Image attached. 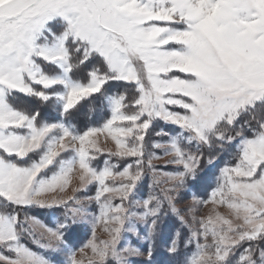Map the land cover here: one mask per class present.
Listing matches in <instances>:
<instances>
[{
	"label": "snow or ice",
	"instance_id": "1",
	"mask_svg": "<svg viewBox=\"0 0 264 264\" xmlns=\"http://www.w3.org/2000/svg\"><path fill=\"white\" fill-rule=\"evenodd\" d=\"M158 241L168 264H264V0H0V264H155Z\"/></svg>",
	"mask_w": 264,
	"mask_h": 264
},
{
	"label": "rangeland",
	"instance_id": "2",
	"mask_svg": "<svg viewBox=\"0 0 264 264\" xmlns=\"http://www.w3.org/2000/svg\"><path fill=\"white\" fill-rule=\"evenodd\" d=\"M179 111H182V110H179ZM168 126H170V125H166L165 127H168ZM170 127H173V126H170ZM152 137L154 139H159L158 137L155 136V134H153ZM101 147H103L105 149L114 148V145L112 144L111 141H108L107 143H104L103 142V138H101ZM232 149L235 150L234 148H232ZM233 150H232V152H233ZM153 151L159 153L161 150L154 149ZM232 152L230 150H229L228 153L226 152V158H224V159L219 158L217 161L214 162L213 165H209L208 164L207 158L204 159V162H203V165H202V169H201V174H200L202 179L198 180L195 183V185L192 187L191 190L182 191L181 194H180V199H179V202L177 203L176 206H177L178 209L181 210L182 213L186 209H188L190 207H193V200H192L193 196H195L197 199H201V200H207L208 199L212 188L215 187V176L218 174L219 169L221 167H223L225 163L234 164L236 162L235 159H234V154ZM228 155L230 157H228ZM106 158H107L106 156L100 157L95 162L96 166L97 167H102L103 166V161ZM168 159H169V157H164L163 159L154 160L153 163L158 168H162L165 165V162ZM113 163H118V162L115 159H113ZM175 167H176L175 165H168L165 170L171 172V171H173L175 169ZM72 187H78V181L74 180L73 184H72ZM156 191H157V193H159L160 189L157 188ZM148 192H149L148 184H147V182H145L144 185L142 186V188L140 190V194H138L137 198L138 199L139 198H146L147 195H148ZM94 194H95L94 189H92L91 191H89L87 193H77V195H80L81 197L84 196V195H94ZM65 195H72L71 188L68 190V192ZM196 207H197L196 217H197L198 220L201 217H206L210 213H212L213 206L211 204H209L207 206L198 205ZM93 208H95L94 204H93ZM216 211H218L221 215H224V216H228L229 215L227 209L223 208V207L217 208ZM49 225L54 227V222L50 219V217H49ZM174 227L179 228L180 224H179V221L175 217H171L167 221V223L165 224V228H164L165 236L171 235L172 232H174V230L176 229V228L174 229ZM141 228H142V226H141ZM182 231L186 232V230H182ZM80 233H81V236L83 238L81 243H83L87 239L89 233H87V232H85L83 230H81ZM96 235H97V238L100 239V240H104V239L108 238L107 235L105 233H103L100 228L97 229ZM131 240H132L133 243H138V241H136L135 237H132ZM81 243L76 242L75 244L77 246H79V244H81ZM34 247L38 251H42L38 246L35 245ZM157 247L162 249L163 255L164 254L167 255L165 253V251H164V243H163V241H158ZM45 254H46V252H45ZM49 254L51 256L54 255L57 258V261H60V260L64 259L62 254L61 255H55V254H52V253H49ZM182 255H183V249H182ZM78 258H79V254H78ZM158 258H160V257H155L154 258L155 264H157V262H158L157 259ZM161 260H165V259L161 258ZM160 264H168V261L165 260L164 262H161Z\"/></svg>",
	"mask_w": 264,
	"mask_h": 264
},
{
	"label": "trees",
	"instance_id": "3",
	"mask_svg": "<svg viewBox=\"0 0 264 264\" xmlns=\"http://www.w3.org/2000/svg\"><path fill=\"white\" fill-rule=\"evenodd\" d=\"M91 107H92V105H87V104H86V105H85V106H84V107H83V108H82V109L76 114L75 122H76V124H77L81 129L85 128L86 126H91V125H93V124L96 123L95 113L89 110ZM54 115H55V114L53 113V114H52L51 116H49L48 118L51 119ZM166 128H171V127L168 126V127H166ZM157 130H159V129H157ZM153 134H154V133H153ZM152 139H154V138L152 137ZM229 150L232 152L233 149H232V148H229V149L227 150V153L229 152ZM234 152H235V150H233L232 153L234 154ZM228 157H230V156L228 155ZM228 157H227V158H228ZM205 158H207V154L205 155ZM220 158H222V159L226 158V152L220 154ZM32 211H33V213H34L35 215H37V216H38L43 222L49 224V217H50V215H49L48 210L34 209V210H32ZM175 228H176V227H174V229H175ZM82 240H83V238H82V236H81V233L79 232V233L77 234V237H76L74 243H76V242L81 243ZM23 242H24L25 244H27L28 247L32 248L34 251L40 252L41 254H44V255L48 256L49 258L54 259V260L57 261V258H56L54 255L51 256L49 253H46V254H45V252L38 251V250L34 247L35 245H34L33 243H31L29 240L25 239ZM161 256H162V257H161ZM155 257H160V258L157 259V260H158L157 264H160L161 262H164L165 260L168 261V256L165 255V254L163 255V253H162V249H160V248H158V247H157V250H156V255H155ZM161 258H164L165 260H161Z\"/></svg>",
	"mask_w": 264,
	"mask_h": 264
}]
</instances>
